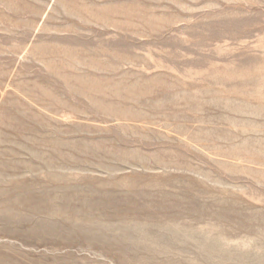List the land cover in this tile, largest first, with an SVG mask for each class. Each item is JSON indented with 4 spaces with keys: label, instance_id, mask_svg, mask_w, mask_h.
Listing matches in <instances>:
<instances>
[{
    "label": "rangeland",
    "instance_id": "1",
    "mask_svg": "<svg viewBox=\"0 0 264 264\" xmlns=\"http://www.w3.org/2000/svg\"><path fill=\"white\" fill-rule=\"evenodd\" d=\"M0 264H264V0H0Z\"/></svg>",
    "mask_w": 264,
    "mask_h": 264
},
{
    "label": "bare ground",
    "instance_id": "2",
    "mask_svg": "<svg viewBox=\"0 0 264 264\" xmlns=\"http://www.w3.org/2000/svg\"><path fill=\"white\" fill-rule=\"evenodd\" d=\"M96 222V221H95ZM31 227V226H30Z\"/></svg>",
    "mask_w": 264,
    "mask_h": 264
}]
</instances>
